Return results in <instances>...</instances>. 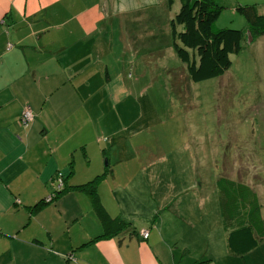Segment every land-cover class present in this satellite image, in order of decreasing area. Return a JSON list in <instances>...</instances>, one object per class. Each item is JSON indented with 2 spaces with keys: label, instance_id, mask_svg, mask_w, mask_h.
I'll use <instances>...</instances> for the list:
<instances>
[{
  "label": "crops",
  "instance_id": "obj_1",
  "mask_svg": "<svg viewBox=\"0 0 264 264\" xmlns=\"http://www.w3.org/2000/svg\"><path fill=\"white\" fill-rule=\"evenodd\" d=\"M98 15L97 0H0V264H258L264 241L244 258L228 251L221 169L214 178L190 150L123 165L131 94L123 71L98 55ZM26 107L34 118L25 127ZM58 172L69 187L105 173L100 201L127 224L94 240L103 225L86 192L51 200ZM252 178L239 180L264 205V183Z\"/></svg>",
  "mask_w": 264,
  "mask_h": 264
},
{
  "label": "rangeland",
  "instance_id": "obj_2",
  "mask_svg": "<svg viewBox=\"0 0 264 264\" xmlns=\"http://www.w3.org/2000/svg\"><path fill=\"white\" fill-rule=\"evenodd\" d=\"M97 2L98 55L111 71H123L131 94L124 116L132 135L126 134L124 155L130 158L123 165L134 168L152 154L190 150L199 154L198 166H212L211 175L237 170L239 179L250 181L252 174L254 182L264 183V35L243 43L223 76L194 83L171 47L168 23L180 7L178 0ZM218 4L216 29H246L245 18L235 11L239 5H256L264 13V0ZM209 224L212 228L214 222Z\"/></svg>",
  "mask_w": 264,
  "mask_h": 264
},
{
  "label": "trees",
  "instance_id": "obj_3",
  "mask_svg": "<svg viewBox=\"0 0 264 264\" xmlns=\"http://www.w3.org/2000/svg\"><path fill=\"white\" fill-rule=\"evenodd\" d=\"M178 1L180 7L168 23L171 47L176 57L185 65L188 76L194 83L223 76L232 65L231 55L240 54L243 43L249 38L253 42L256 37L264 35V13H260L256 5H239L235 8V11L245 18L246 29H216L215 22L222 11L218 0ZM58 173L54 177L57 185ZM104 176L105 173L86 183L70 187L63 176V186L59 189L56 186L54 195L51 196V200H55L72 188L82 190L91 197L93 207L103 225V233L94 240L116 234L127 224L121 218L110 217L100 201L97 186ZM215 182L228 251L233 257L244 258L264 241L262 203L256 191L242 180L221 174ZM47 203L48 200L44 199L35 205L33 210L37 211ZM159 212L160 210L156 217ZM211 260L212 257H203L193 264H203ZM176 264L186 263L180 260Z\"/></svg>",
  "mask_w": 264,
  "mask_h": 264
},
{
  "label": "built area",
  "instance_id": "obj_4",
  "mask_svg": "<svg viewBox=\"0 0 264 264\" xmlns=\"http://www.w3.org/2000/svg\"><path fill=\"white\" fill-rule=\"evenodd\" d=\"M34 118V115L32 113V111L30 110V108L26 107L24 110H23V113H22V116L20 118V123L23 125V126H28L32 120ZM63 176L64 174L59 172L58 173V185H57V188H61L63 186V182H62V179H63ZM142 236L146 239L148 237V232L147 231H144L142 233Z\"/></svg>",
  "mask_w": 264,
  "mask_h": 264
},
{
  "label": "water",
  "instance_id": "obj_5",
  "mask_svg": "<svg viewBox=\"0 0 264 264\" xmlns=\"http://www.w3.org/2000/svg\"><path fill=\"white\" fill-rule=\"evenodd\" d=\"M249 42H251V38H249Z\"/></svg>",
  "mask_w": 264,
  "mask_h": 264
}]
</instances>
